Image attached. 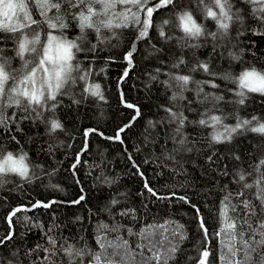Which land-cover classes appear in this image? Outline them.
<instances>
[{"label": "trees", "instance_id": "trees-1", "mask_svg": "<svg viewBox=\"0 0 264 264\" xmlns=\"http://www.w3.org/2000/svg\"><path fill=\"white\" fill-rule=\"evenodd\" d=\"M182 3L183 7L180 9H171L169 6L173 19L177 11L191 10L198 23L203 24L207 31H217L215 21L205 19L203 6L198 9L192 3L189 7L188 0H182ZM235 3L237 7L248 10V5L241 4L240 0H235ZM119 10L124 11L125 6H119ZM154 16L159 23L169 17V10L160 9ZM34 18L39 19V14ZM176 23L178 25V20ZM246 26L248 30L240 36H237L235 29L230 30L231 42H226L215 52L214 42L205 37H201L199 41L187 42L200 43L202 47H180L178 38L183 37V33L178 27L166 28L172 36L168 41L159 37L155 28L149 30V37L137 40L139 26L135 24L121 29H103L102 42L94 31L90 32L91 43L85 42L81 46L91 49L92 44H95L96 49L76 54V60L73 61L74 65L79 66V71L73 73L77 78L76 82L66 84L62 90L64 94L57 97L60 103L55 113L44 112V118L57 119L62 125L61 129L49 134L48 125L35 118V113H32V118L21 121L20 118L24 115L22 111L15 107L7 109L6 115L9 117L17 112L15 119L20 121L21 130H17L16 123L9 124L7 128L0 127V153L7 155L12 152L15 157L26 153L32 180L28 183L16 173H7L3 177L5 182L0 184V236L12 231L16 239L11 248H0V253L9 256L12 250L19 248L24 264H32L33 259L40 264V258L45 253L38 250L33 257H28L25 255L28 250L36 249L37 244L41 249L50 248L49 237L57 240L62 237L69 244L78 248L87 246L94 253L104 251L98 241L104 242L106 246L111 244L112 247H107V255L114 264H141L140 249H136L135 244L146 243L145 241L129 237L126 229L109 232L100 227L103 224H108L110 228L123 224L132 226L136 232L145 230L153 233L155 240L167 237L164 241L165 249L178 245L175 259L169 260V264H198L204 247L212 251L213 255L209 260H213L214 264H222V257L223 264H229V261L235 264L237 257L228 252L231 244L228 237L212 235L209 240L202 239L203 233L198 227L195 209L191 205H196L201 210L207 227L215 233L221 227L218 210L223 207V186L228 185L232 191L238 190L232 177L221 175V171L226 164L229 170L235 167L248 168L250 163L264 155V150L257 148L258 145H264V137L250 131L234 136L231 144H217L211 140L214 131L223 132V126H234L237 115L249 120L256 116L264 122V95L243 89L247 97L245 103H236L240 99L236 95L241 91L238 83L240 74L254 68L264 75V35L253 34L257 24L251 16L248 17ZM46 27L45 25V29ZM44 34L42 40L46 42L47 33H42ZM64 34L75 40L80 34L77 24L71 23ZM10 35L0 32V40L6 41L0 43V47L5 49V58H11L12 69L22 74L24 61L12 50L16 44L7 39ZM134 42L136 50L129 67L124 57L132 49ZM230 53L239 56V59H235ZM181 57L185 63L179 69L171 68ZM25 58L31 57L26 53ZM200 62L208 63L210 70L217 75L209 76L203 69L190 71ZM126 70L128 75L125 77ZM169 72L187 74L192 78L187 86L188 91L183 93L186 99L179 101L185 109H192L185 111L189 120L201 119V114L206 108H211L213 103L222 112L212 114L221 115L222 119L227 117L215 129L191 124L186 127L185 131L195 142L198 151L185 154V171L182 172H174L177 169L175 163L165 159V149H171L172 143L169 141L167 145L164 144L163 127L156 124L153 128L147 123H155L166 116L160 105L170 103L172 91L164 83L169 79ZM85 73L88 74L86 78L80 79ZM153 76L156 77L155 80L152 79ZM225 76L227 79L222 78ZM196 81H212L218 88H212L208 83L198 85ZM96 84L100 86L103 99L85 91ZM199 89L203 91L197 95ZM204 93L210 94L209 99L201 104ZM215 95L225 99L216 102L212 99ZM125 102L138 107L141 116L132 128L121 134L124 140L121 144L105 137L115 136L117 129L128 124L135 115V109L126 107ZM90 129L97 131L85 136V132ZM99 133H103V136ZM146 135H150L156 143H146ZM214 151L218 153L215 162H209L207 157ZM233 152L242 157V163L232 158ZM129 155L139 165L143 176L133 167ZM146 181L150 182V186L159 195L170 197L174 191L177 196H187L191 204L175 198L156 199L146 190ZM53 185L56 187H52ZM81 196L84 199L78 204L72 203ZM114 198L120 203L112 205ZM53 200L57 203L49 208L32 207L37 201L50 203ZM17 207L22 210L12 217L10 224L8 217ZM125 209H134L136 219L133 220L131 215L121 217L119 214ZM180 235L186 238L180 240ZM124 239L129 240V253L122 246ZM240 255L242 257V253ZM56 264H60L59 258Z\"/></svg>", "mask_w": 264, "mask_h": 264}, {"label": "snow or ice", "instance_id": "snow-or-ice-1", "mask_svg": "<svg viewBox=\"0 0 264 264\" xmlns=\"http://www.w3.org/2000/svg\"><path fill=\"white\" fill-rule=\"evenodd\" d=\"M189 7L195 3L197 8L202 10L205 14V19H212L217 25V31H207L205 26L198 23L194 12L191 10L177 11L175 19L169 9H180L183 7L182 0H0V32L11 34L7 39H11L16 47L12 49L16 55L24 61V71L21 74L12 69L10 64L11 58H5V49L0 47V127L7 128L9 124L16 123L17 130L20 121H17V112H13L9 117L6 115L7 109L15 107L18 111L24 113L20 120L32 118V113H35V118L41 119L42 122L48 125L49 134L55 133L56 130L61 129V123L51 118L47 120L44 118L45 111L55 113L60 101L59 95H63V89L66 84L75 83L76 77L74 72L79 71V66L74 65L73 61L76 60V54L80 52L88 53L96 49V45L92 44V48L82 47L85 42L91 43L89 40L90 32H95L98 39L103 40V29H121L129 27L130 24L139 26L137 40L149 37V30L155 28L158 31L159 37L168 41L172 39L169 31L166 30L168 26L172 28L178 27L183 33V37H179L181 42L180 47L199 48L203 45L200 43L188 44V41H199L201 37L211 38L213 43V52L218 47H223L225 43H230L229 36L230 30L235 29L237 36L243 35L248 29L246 21L249 16L256 21L257 27L253 29V34L264 35V0H240L241 4L248 5V10L237 7L235 0H188ZM125 6L124 11L119 10V6ZM131 5V7H128ZM160 9L169 10V17L163 19L159 23L156 22L154 13ZM39 14V19L34 18ZM178 20V25L176 21ZM75 22L79 28V35L75 40L67 38L64 34L71 23ZM45 25L47 28L45 29ZM46 32V42L42 40V33ZM57 32L58 34H53ZM6 41L0 40V43ZM136 50V44L133 43L132 49L125 55V60L128 61L129 67L132 65L133 52ZM162 51V49H156ZM30 55V59L25 58V54ZM42 53V54H41ZM239 59V56H235ZM163 62V61H162ZM185 60L181 57L170 67L179 69L180 65L184 64ZM203 69L209 76L215 77L217 74L212 72L208 63L200 62L190 71H197ZM160 71V69H157ZM88 74L85 73V79ZM127 70L124 73L126 77ZM169 79L164 81L167 89L172 91L169 105H160L166 113V116L160 121H148V125L155 128L156 124L163 127L164 144L167 145L169 141L172 143L171 149H165V159L172 161L177 166L174 172L185 171L184 163L186 162V153L198 151L195 142L189 138V134L185 131L186 127L191 125H199L204 127H213L222 125L223 117L221 115H214L213 112L222 109L217 107L216 103L212 104L211 108H206L205 112L201 114L202 118L198 121L189 120L185 115V111L192 110L179 103L186 97L183 95L188 91V84L192 80L190 75L179 73H167ZM227 79V77H222ZM156 79L155 76L152 77ZM11 82V83H10ZM198 85L201 83H208L212 88H218V85L212 81H196ZM238 83L241 91L236 95L240 99L236 102L240 105L245 103L246 94L243 89L249 92L260 93L264 95V75L257 72L254 68L251 71H243L239 78ZM100 86L98 84L86 88V92H90L93 96H98L103 99L100 93ZM199 89L197 95L202 92ZM208 93H204V99L200 101L204 104L209 99ZM214 101L219 102L225 98L220 95L212 97ZM123 100V97H122ZM79 103V101H77ZM189 105L191 101L188 102ZM128 108L135 109V115L128 124L118 128L115 136L105 137L118 141L121 144L124 140L121 137L127 129L134 126L138 117L141 116V111L133 104L126 103ZM231 115V114H229ZM255 122V124L253 123ZM166 125V126H165ZM224 130L214 131L211 140L217 144L228 142L232 143L234 136L243 135L247 132L257 133L264 137V122L256 116L251 120L241 119L237 115V122L234 126H223ZM169 129H171L169 131ZM97 130L90 129L85 132V136L89 132ZM147 131V129L145 130ZM103 136V133H99ZM146 143L155 144L156 141L150 135L145 136ZM258 149L264 150V145H258ZM139 151V149H137ZM217 152H213L208 156L209 162H215ZM232 158L235 161H242L239 154L233 152ZM27 154H20L15 157L12 152L7 155L0 153V184L4 183L3 177L7 173H16L23 178L26 182L31 183L32 176L29 173V163H26ZM129 159L133 161V167L137 168L141 176L144 175L140 170L139 165L135 163L133 157L129 155ZM79 159L77 163H79ZM147 162V161H145ZM193 163H195L193 161ZM76 165H73L75 168ZM223 176H231L233 182L237 185V191L230 190L228 185L223 186L225 196L221 203L223 207L218 210V217L220 218L221 227L212 233L207 227V221L203 218V213L196 205H191L195 209L198 227L202 230L204 240H209L212 235L220 237H228L231 241L228 246V252L237 257L235 264H264V155L258 157L255 161L249 164L248 168L235 167L229 170L227 164L221 171ZM52 187H56L53 185ZM145 188L148 193L156 197L158 200L175 198L183 203L191 204L187 196H177L173 191L170 197L159 195V193L150 186V182H145ZM84 197L81 196L79 200L72 201L78 204ZM57 203L53 200L50 203L37 201L32 207L49 208L52 204ZM118 199L111 201L112 205L119 204ZM22 210L21 207L15 208L9 215V223H12V217L17 212ZM30 210V209H29ZM231 212V215H229ZM121 217L132 216L133 220L136 219L134 209L122 210L119 214ZM27 220L28 217H25ZM100 227L109 232H119L120 229H126L129 237H138L146 243L137 242L136 249H140L142 256L141 264H169V260L175 259V253L178 251V245H171L165 249L163 240L153 239V233L145 230L136 232L132 226H125L123 224H116L109 227L108 224H103ZM183 228V225L179 226ZM175 235V233H173ZM180 235V240L185 239ZM15 234L9 231L4 236H0V248H11L15 242ZM100 248L103 252L94 253L87 246L78 248L74 244H69L64 238L57 240L56 238L49 237L50 248H43L37 244L36 249H29L25 254L28 257H33L38 250H42L45 255L40 258V264H56L57 258L60 264H114L107 255V247L113 245H105L104 242L98 241ZM121 245H117L120 247ZM126 253H129L131 246L129 240L124 239L123 245ZM223 247V244H222ZM150 253V254H146ZM242 253V257L241 254ZM116 255V253H113ZM213 253L208 247H204L198 264H214L213 260L209 257ZM65 257L67 258L65 260ZM259 257V260H257ZM224 257L221 258L223 264ZM0 264H24V257L20 255V249L16 248L11 251L9 256L0 253ZM32 264H37L36 260H32ZM229 264H232L229 261Z\"/></svg>", "mask_w": 264, "mask_h": 264}, {"label": "bare ground", "instance_id": "bare-ground-1", "mask_svg": "<svg viewBox=\"0 0 264 264\" xmlns=\"http://www.w3.org/2000/svg\"><path fill=\"white\" fill-rule=\"evenodd\" d=\"M47 28V27H46ZM57 33V32H56ZM45 37V34L44 35H42V39Z\"/></svg>", "mask_w": 264, "mask_h": 264}]
</instances>
